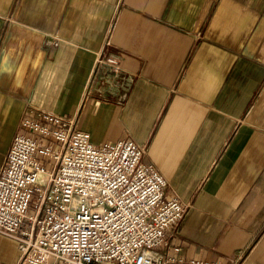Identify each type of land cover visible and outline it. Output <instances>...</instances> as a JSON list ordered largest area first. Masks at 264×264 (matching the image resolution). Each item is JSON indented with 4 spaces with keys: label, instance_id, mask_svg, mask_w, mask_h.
Instances as JSON below:
<instances>
[{
    "label": "crops",
    "instance_id": "crops-1",
    "mask_svg": "<svg viewBox=\"0 0 264 264\" xmlns=\"http://www.w3.org/2000/svg\"><path fill=\"white\" fill-rule=\"evenodd\" d=\"M40 112L144 148L189 206L174 257L264 264V0H0V169Z\"/></svg>",
    "mask_w": 264,
    "mask_h": 264
},
{
    "label": "built area",
    "instance_id": "built-area-1",
    "mask_svg": "<svg viewBox=\"0 0 264 264\" xmlns=\"http://www.w3.org/2000/svg\"><path fill=\"white\" fill-rule=\"evenodd\" d=\"M105 62L120 70L119 55ZM144 153L129 139L94 143L77 114L25 118L0 169V234L18 243V264H225L173 256L167 232L189 206Z\"/></svg>",
    "mask_w": 264,
    "mask_h": 264
}]
</instances>
